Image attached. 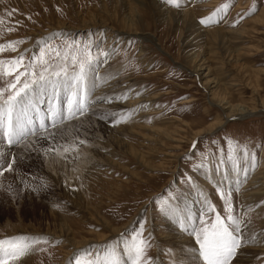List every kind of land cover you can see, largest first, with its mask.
<instances>
[{
  "label": "rangeland",
  "instance_id": "rangeland-1",
  "mask_svg": "<svg viewBox=\"0 0 264 264\" xmlns=\"http://www.w3.org/2000/svg\"><path fill=\"white\" fill-rule=\"evenodd\" d=\"M147 1L0 0V44L22 41L15 52L5 51L0 58L34 54L25 56L27 62L39 55L43 45L46 58L57 63L49 47L63 54L72 41H78L80 48L90 45L94 56L111 50L108 69L105 65L101 73L107 75L99 77L100 65L88 73L89 108L101 104H90L95 93L104 97L97 86L91 88L92 83L113 81L112 70L121 88L114 100L132 95L133 110L139 115L143 110L146 116L116 123L101 108L89 109L67 120L62 126L64 134L55 139L42 138L36 124L37 134H29L23 143L10 149L0 145L9 153L8 162L16 157L13 170L0 175V239L47 238L18 264H75L81 255L85 260L97 256L103 260L111 249L122 264H131L127 246L141 225L143 237L151 244L146 253L148 264H202L195 237L190 235L193 240L189 241L195 250L178 246L176 240L181 238L174 237L171 229L183 232L176 220L191 218L189 211L198 213L194 221L200 226L204 196L223 216L220 189L232 190L235 214L247 224L245 235H254L257 241L249 244L257 250L244 253L246 262L239 264H264V0H181L179 7L155 0L164 9ZM225 4L229 7L214 17L216 22L201 23ZM253 6L255 10L250 11ZM166 8L192 9L193 25L185 27ZM132 21L136 28L127 27ZM214 28L229 31V37H233L230 31L241 32L228 42L211 33L198 35ZM229 49L235 51L242 68L228 60ZM204 57H208L204 66L218 79L216 89L195 74V66ZM39 99L43 100L37 105L39 116L41 112L47 116L48 96ZM237 105L258 111L225 120L226 106ZM121 124L136 130L115 134L124 146L110 132ZM213 124L219 127L212 130L209 126ZM137 125L145 128L138 130ZM47 126L48 132L56 131L51 124ZM150 127L166 132L154 133ZM49 148L56 151L49 152ZM245 149L255 154V167L246 159ZM257 173L263 181L261 188L245 190ZM250 191L256 194L245 206L242 194ZM164 205L169 211L162 210ZM214 215L203 218L210 221ZM236 260L233 264H238Z\"/></svg>",
  "mask_w": 264,
  "mask_h": 264
},
{
  "label": "snow or ice",
  "instance_id": "snow-or-ice-1",
  "mask_svg": "<svg viewBox=\"0 0 264 264\" xmlns=\"http://www.w3.org/2000/svg\"><path fill=\"white\" fill-rule=\"evenodd\" d=\"M165 2L179 7L181 0H165ZM228 7V4L222 5L209 17L202 18L201 23L216 22L214 17ZM254 10L255 6L250 9V11ZM19 43L22 41H9L0 44V53L15 52ZM44 44L46 45L47 41H44ZM78 44V41H72L67 45L63 54L49 47L48 51H55L57 63H52L46 58L44 46L40 47L39 55L27 62H25L23 53L11 58H0V145L6 144L10 149L23 143L29 134H37L36 121L31 113H36L39 116L37 105L43 103V100L39 99L40 96H48V115L51 119V127L56 129L54 132H48L45 117L39 116V129L43 133L42 138L44 139H55L58 135H63L62 126H65V121L77 115L83 116L89 110L88 97L91 89L86 86L88 73L94 70L93 66L104 62L100 60L99 55L107 58L110 53L101 51L99 55L94 56L91 53L90 45L86 44L80 48ZM38 67L39 71H37ZM96 86L93 84L91 88ZM62 94L67 106L66 115L59 103ZM111 115L116 117V114ZM130 115L131 113L120 114L115 122L120 123L128 119ZM80 143H84V141H80ZM47 151L54 152L56 149L49 148ZM67 151L68 149L65 148V152ZM8 154L4 148H0V175H3L5 171L13 170L16 157L13 156L12 162H8ZM244 155L246 159L250 160L251 166L255 167V154H249L245 149ZM229 158H232L231 153ZM243 170L245 173L247 172L246 168ZM235 190L238 191L239 188L237 187ZM219 192L224 201L223 216L216 210V205L207 196H204L200 226H196L191 218H177L181 227L185 230L190 229V234L195 237L199 245L195 251L198 252L202 264H233L240 250L257 242L254 235H245L247 224L242 217L235 214L232 190L220 189ZM162 210L169 211L166 205L162 206ZM213 213L215 214L214 218L210 221L203 218ZM143 228L144 226L141 225L140 231L136 232L133 241L127 246L131 264H148L146 253L151 244L148 239L143 237ZM42 241L46 243L47 238L14 236L0 239V264H18L22 257L33 251L35 245ZM75 264H122V262L115 249H111L103 260L100 256L94 260H85L81 255L76 257Z\"/></svg>",
  "mask_w": 264,
  "mask_h": 264
},
{
  "label": "bare ground",
  "instance_id": "bare-ground-1",
  "mask_svg": "<svg viewBox=\"0 0 264 264\" xmlns=\"http://www.w3.org/2000/svg\"><path fill=\"white\" fill-rule=\"evenodd\" d=\"M130 1H132L133 2V0H130ZM182 1H184V0H182ZM123 2V1H122ZM152 3L154 6H158L159 8H160V6L156 3V1L155 0H148L146 3ZM136 3V2H135ZM140 3H142V2H140ZM143 6H146V4H143ZM165 7H163V6H161V8L160 9H164ZM167 9V8H166ZM264 12V11H263ZM167 13H170L171 14V16L172 17H177V16H179L180 17V22L181 23H183L184 24V26L185 27H187L188 25H193V20H194V11L192 10V9H190V8H185V9H183V10H180V11H171V10H168L167 9ZM127 15V14H126ZM261 15V14H260ZM123 23H124V25H126V16H124V19H123ZM103 26V25H102ZM132 26H134L135 27V22L134 21H132V23H130V24H128L127 25V27H132ZM136 28V27H135ZM198 31H200L199 29H197V32ZM226 32H229V31H225V32H223V30L222 29H220V28H214V29H209V30H206V31H200L199 33H198V35H201V34H205V36H207V34H209V33H211V36H215L216 38H219V39H221L222 41H230L233 37H235V38H239V36H238V34H240L239 32H241L240 30H234V31H230V32H232V35H233V37H229V36H227L226 34ZM109 33V32H108ZM124 33V32H123ZM122 34V33H121ZM135 34H136V32H135ZM135 34H133V35H135ZM234 38V39H235ZM109 41V40H108ZM113 42V41H112ZM108 51V53H110V55L107 57V58H103L101 61H104V62H101L99 65L101 66L100 68H101V70L98 72V74H100V76L99 77H101L102 78V75H103V77H105V75H107L106 73L105 74H101L102 73V68L105 66V65H107V66H105L106 67V69H108V63L110 62V59H111V50H107ZM240 53V52H239ZM200 54V53H199ZM208 54V53H207ZM236 55L237 54H235V51L234 50H231V49H229V52H228V60H232V62H233V65H235V66H237V67H240V68H242L239 64H238V60H237V57H236ZM195 56H197V55H195ZM235 56V57H234ZM206 58H208V57H204L202 60H200V64H199V66L197 65V63H198V61H196V63H195V65H197V66H195V67H198V68H195V74L196 75H199V76H201L202 78L204 77V79L206 80V82L208 83V85H210L209 86V88L210 87H214L215 89L218 87V79L217 78H215V77H213L210 73H209V68L210 67H206V66H204V61L203 60H205ZM195 61V60H194ZM206 62V61H205ZM210 64V63H209ZM208 64V65H209ZM206 65V64H205ZM96 66H93V69L95 68ZM105 69V70H106ZM199 70L201 71V72H199ZM203 70V71H202ZM204 70H205V72H204ZM94 71V70H93ZM112 74L111 75H114L113 77H115V79H113V81H110L111 79H103L102 81H95V77H94V81H95V83H97L98 85H97V87L96 88H98V89H100V90H98L99 92H103L102 94H103V96L104 97H102V95H100V94H97V93H95L94 94V96H95V99H91L89 102H90V104L92 105V104H94L95 102H101V104H96V106H92V107H90L89 109H90V111L91 110H94V109H97V108H101L102 109V111L103 112H105L106 114H107V116L110 118V116H111V114H120L119 112H123V114H128V113H131V115H130V117L128 118V121L129 122H133V121H139V120H142V119H144L146 116L144 115L145 113H143V110H142V115L140 114H138V112L137 111H135V110H133V108L135 107V103H136V101L133 99V97H132V95L131 96H129L128 95V98L127 99H122L120 102H116L115 100H114V98H115V94L117 93V92H120L121 91V88L119 87L120 86V83H119V80H120V78L119 79H116V77H117V74H115V73H113V71L112 70H109ZM108 71V72H109ZM262 71V70H261ZM213 72V71H212ZM215 75V74H214ZM110 76V75H109ZM198 77V76H197ZM211 84H213V85H211ZM92 85H93V83H92ZM212 90H210V92H211ZM121 93V92H120ZM123 94H126V93H124L123 92ZM117 95V94H116ZM108 97V98H107ZM120 96H118V98H119ZM106 98L107 99H110V100H106ZM117 98V97H116ZM121 99V98H120ZM226 99V98H225ZM225 99H222L221 101L222 102H225ZM104 100V101H103ZM140 99H138V101H139ZM193 100V99H192ZM191 100V101H192ZM137 101V102H138ZM186 101H190L189 99L188 100H186ZM185 101V102H186ZM220 101V102H221ZM141 102H143V100L141 101ZM144 102H145V100H144ZM140 103V102H139ZM227 103V102H226ZM224 104V103H223ZM46 108V107H45ZM226 108H228L229 110L227 111V114H225V120L227 119V121L229 120V119H242V118H244V117H246V116H249V115H252V114H255L258 110L257 109H254V108H248L247 106H244V105H237V106H226ZM46 109H48V108H46ZM78 116V115H77ZM76 116V117H77ZM32 117H33V119H35V118H37L36 116H34L33 114H32ZM141 117V118H140ZM113 120H114V122H115V118H112ZM126 120H124V121H122V122H125ZM65 123H69L68 121H65ZM225 123V121L222 123V125ZM131 126H133V125H131ZM130 125H127V124H121V125H118V126H115L117 129H110V132L111 133H113V138L115 139V141H117L118 142V145H122V146H124V141L122 140V139H118V138H116L115 137V134L116 135H120V134H124V129L126 130L125 132H127V133H132V132H136V130H134V129H132L131 130V127ZM216 126H218V125H210L209 126V128H211L212 130L214 129V128H217ZM136 129H138V130H142V129H144L145 127L144 126H142V125H137V126H134ZM219 127V126H218ZM52 129V128H51ZM149 129V128H148ZM150 129L151 130H153V129H155L154 127H150ZM156 131H160V133H162V134H164L166 131L163 129V128H157V129H155V130H153V132L155 133ZM136 134V133H135ZM197 134V136L198 135H200L201 133L200 132H197L196 133ZM35 137V136H34ZM117 144V143H116ZM5 147V146H4ZM142 155H144L143 153H141ZM263 177V176H262ZM260 177H259V173H257V174H255L254 175V177L253 178H251V180L249 181V185H247L246 187H245V190H246V188H250V187H256V186H258L259 185V187H260V185H262V183H263V181L262 182H260V179H259ZM230 184L232 185V183L230 182ZM261 188V187H260ZM244 189H242V191H243ZM258 190H260V189H258ZM257 190V191H258ZM256 193H254L253 191H250V192H246V193H243L242 194V204L243 205H245V204H247V200H249L248 198H252L254 195H255ZM250 202H251V200H250ZM246 206V205H245ZM202 212H203V210H202ZM189 214H190V217H191V219L194 221L195 220V218H196V216L198 215V213H196V214H192V213H190V211H189ZM195 217V218H194ZM171 221H174V220H172L171 219ZM195 222V221H194ZM176 223L177 224H180L179 222H178V220H176ZM171 229V228H170ZM171 231H172V234H173V236L174 237H176V238H181V239H178V240H176V242H178L179 243V245L178 246H187V247H189V248H194V250H195V244H193L192 242H189L190 240H193L191 237H190V232H188V230H183V232L182 231H176L175 229H171ZM198 249V248H197ZM257 250V248L256 247H254V246H251V245H248V246H246V247H244L242 250H240L239 251V254H238V256H237V258H238V260H236V262L239 264V263H245L246 262V255H244V253H246V252H249V253H251L252 251H256ZM191 252H193V250L191 251Z\"/></svg>",
  "mask_w": 264,
  "mask_h": 264
}]
</instances>
